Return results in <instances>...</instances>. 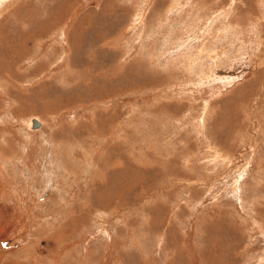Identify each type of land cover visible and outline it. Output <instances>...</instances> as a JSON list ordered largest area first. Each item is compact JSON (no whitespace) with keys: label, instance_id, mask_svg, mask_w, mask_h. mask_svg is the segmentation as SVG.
I'll list each match as a JSON object with an SVG mask.
<instances>
[{"label":"rangeland","instance_id":"374dc122","mask_svg":"<svg viewBox=\"0 0 264 264\" xmlns=\"http://www.w3.org/2000/svg\"><path fill=\"white\" fill-rule=\"evenodd\" d=\"M0 264H264V0H0Z\"/></svg>","mask_w":264,"mask_h":264},{"label":"water","instance_id":"95a60500","mask_svg":"<svg viewBox=\"0 0 264 264\" xmlns=\"http://www.w3.org/2000/svg\"><path fill=\"white\" fill-rule=\"evenodd\" d=\"M41 126L39 120L37 118H31L29 121V129L30 130H37Z\"/></svg>","mask_w":264,"mask_h":264},{"label":"bare ground","instance_id":"6f19581e","mask_svg":"<svg viewBox=\"0 0 264 264\" xmlns=\"http://www.w3.org/2000/svg\"><path fill=\"white\" fill-rule=\"evenodd\" d=\"M37 119L39 120L40 124L43 125L42 121L39 118H37ZM27 126L29 127V122L27 123Z\"/></svg>","mask_w":264,"mask_h":264}]
</instances>
